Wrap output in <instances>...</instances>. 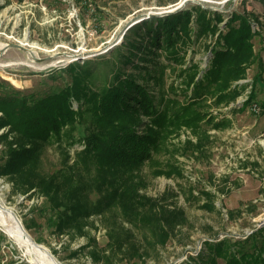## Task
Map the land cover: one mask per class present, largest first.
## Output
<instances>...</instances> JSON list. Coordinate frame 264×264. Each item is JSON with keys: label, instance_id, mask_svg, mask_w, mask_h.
Wrapping results in <instances>:
<instances>
[{"label": "rangeland", "instance_id": "obj_1", "mask_svg": "<svg viewBox=\"0 0 264 264\" xmlns=\"http://www.w3.org/2000/svg\"><path fill=\"white\" fill-rule=\"evenodd\" d=\"M182 1L0 0L1 49L6 43H21L29 44L37 58L53 55L36 60L23 49L8 47L0 53V79L19 89H55L69 81L64 70L68 65L87 60L97 73L96 82H103L115 67L116 49L127 54L125 34L149 18L140 16ZM198 6L204 8L200 18ZM185 8L190 11L188 25L179 26L171 47L177 56L163 60L170 50L160 49L159 65L148 79L154 105L159 110L164 106L168 119L187 105L198 109L190 103L195 99L192 83L217 67L220 73L205 82L200 99L209 116L224 124L214 127L200 119L194 128L173 119L154 126L158 143L140 170L146 184L139 191L180 212L183 220L161 241L148 233L154 224L140 231L124 219L122 227L131 232L117 238L109 230L111 214L89 216L84 234H57L47 221L45 197L16 192L8 178L0 176V197L58 264H225L217 256L204 261L209 252L213 255L208 243L224 240L231 250L252 251L264 237V0H186L180 10ZM236 30L249 33L248 49L236 62L226 56L214 65L215 54L230 49L223 36ZM62 51L81 56L54 55ZM229 70L239 71L238 76ZM52 72L57 80L48 78ZM77 104L72 100L73 108ZM59 162L52 147L43 153L41 168L51 171ZM120 218L117 213L115 219ZM0 264H32L1 229Z\"/></svg>", "mask_w": 264, "mask_h": 264}, {"label": "trees", "instance_id": "obj_2", "mask_svg": "<svg viewBox=\"0 0 264 264\" xmlns=\"http://www.w3.org/2000/svg\"><path fill=\"white\" fill-rule=\"evenodd\" d=\"M203 10L198 6V18L204 15ZM189 17L190 11L185 8L149 17L129 29L124 36L127 54L122 48L116 49L115 67L103 82H96L97 73L87 60L68 65L64 70L69 81L55 89H19L0 79V129H4L0 133V176L7 177L16 192L32 191L45 197L47 221H51L48 224L54 227V233L84 234L89 216L111 214L107 217L113 221L109 230L117 233V238L131 232L122 227L124 219L139 226L140 231L154 224L148 233L161 241L183 220L180 212L156 204L157 199L139 191L146 184L140 170L158 143L154 126L173 119L194 128L199 127L200 119L214 127L224 124V120L215 122L209 116L200 99L206 92L205 82L220 73L217 67L192 83L196 100L190 103L198 109L187 105L168 119L165 107L159 110L154 105L148 79L159 65L158 51L170 50L163 60L177 56L178 51L171 48L174 37L179 26L188 25ZM242 34L236 30L223 36L230 49L217 52L214 65L226 56L232 62L239 60L248 49L245 39L249 33ZM145 54L153 58L146 59ZM231 72L233 77L238 76L239 71ZM55 74L48 78L57 80ZM253 97L250 95L249 101ZM72 100L77 101L76 108ZM52 147L60 155L59 167L44 171L41 157ZM117 213L120 219H115ZM208 244L213 255L209 252L204 261L213 262L217 256L225 259V264H264V237L254 243L252 251H244V247L231 250L224 240Z\"/></svg>", "mask_w": 264, "mask_h": 264}, {"label": "bare ground", "instance_id": "obj_3", "mask_svg": "<svg viewBox=\"0 0 264 264\" xmlns=\"http://www.w3.org/2000/svg\"><path fill=\"white\" fill-rule=\"evenodd\" d=\"M32 47H36V45H32ZM0 229L15 240L29 257L32 264H57L56 259L45 246L36 243L25 228L21 226V223L15 218L13 211L4 203L1 197Z\"/></svg>", "mask_w": 264, "mask_h": 264}, {"label": "water", "instance_id": "obj_4", "mask_svg": "<svg viewBox=\"0 0 264 264\" xmlns=\"http://www.w3.org/2000/svg\"><path fill=\"white\" fill-rule=\"evenodd\" d=\"M186 0H183L181 3H179L178 5L174 6L172 9H165V10H160V11H157V12H148V13H145L143 14L142 16H140L141 18L142 17H152V16H164V15H169V14H173V13H176L178 12L182 6L185 4ZM135 19H131V21H129L127 24L129 25L130 23H132ZM27 45V46H25ZM21 44V43H6L4 48L0 50V53L3 52L4 50H6L8 47H17V48H20V49H23L24 51H26L30 56L31 58L33 59H36V60H45V59H48L50 57H52L53 55L51 56H48V57H44V58H37L35 57L34 55V51L32 50V48L30 47L29 44ZM55 56H59V55H66V56H70V58H80V54H75V53H72V52H66V51H62V52H56L54 54ZM15 218L21 223V226H23L22 222L20 221V219L16 216V214L13 212ZM24 227V226H23ZM26 230V229H25ZM57 264H58V261L56 260Z\"/></svg>", "mask_w": 264, "mask_h": 264}]
</instances>
